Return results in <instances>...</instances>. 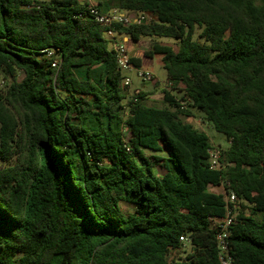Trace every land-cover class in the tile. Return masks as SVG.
Listing matches in <instances>:
<instances>
[{
  "label": "trees",
  "instance_id": "1",
  "mask_svg": "<svg viewBox=\"0 0 264 264\" xmlns=\"http://www.w3.org/2000/svg\"><path fill=\"white\" fill-rule=\"evenodd\" d=\"M96 2L152 16L114 29L154 40L128 50L139 68L162 57L164 105L123 86L110 27L81 1L0 0V264H221L222 186L239 200L232 263L264 264V0ZM196 114L227 141L222 171Z\"/></svg>",
  "mask_w": 264,
  "mask_h": 264
},
{
  "label": "built area",
  "instance_id": "2",
  "mask_svg": "<svg viewBox=\"0 0 264 264\" xmlns=\"http://www.w3.org/2000/svg\"><path fill=\"white\" fill-rule=\"evenodd\" d=\"M40 1V0H35ZM83 2L86 5L87 14L91 15L94 20L105 26H109V30L106 33V36L111 42V48L115 52L119 69L124 75L123 86L130 92V87L132 85V78L128 76V73L134 72L142 81L152 82L155 80V74L146 69L135 67L131 62L128 45L123 40L125 36L118 34L114 25L120 24L124 26L135 25V24H148L152 16L145 13H132L124 12L118 9H112L109 12H101L97 6L95 0H78ZM83 13L79 15L82 17ZM45 55L48 59L52 60V67L56 68L61 62L60 56L53 50L47 49L44 50ZM170 84L165 86L169 90ZM210 169L213 171H222L225 169V166L221 162L220 152L216 146L212 144V149H210ZM223 188L224 187H220ZM225 191V189H224ZM225 201H226V215L224 218L216 219V228H217V242L218 248L220 249V262L221 264H233L231 258L228 255L229 252V237L231 236V227L234 224L235 211L238 208L239 200L235 193H227L225 191ZM186 237H181V241L185 242Z\"/></svg>",
  "mask_w": 264,
  "mask_h": 264
},
{
  "label": "rangeland",
  "instance_id": "3",
  "mask_svg": "<svg viewBox=\"0 0 264 264\" xmlns=\"http://www.w3.org/2000/svg\"><path fill=\"white\" fill-rule=\"evenodd\" d=\"M201 33L200 29L196 30L195 38H198V35ZM157 41L161 42L162 44L166 45H173V47H176V42L173 39L170 38H161L157 39ZM154 40L151 38H143L138 45L135 47L136 49H139L143 52L151 50V46L153 44ZM134 54V51H133ZM132 55V51H131ZM147 66H144L146 69L152 71L155 74V80L152 82H144L142 79H140L134 72L128 73L127 75L132 78V85L130 87V91H135L138 89H145L144 91L147 94V99H146V104L149 106H154V107H163L164 105V94L162 90H159V86L161 84H164V86H167V73L166 70L164 69L163 62H162V57L161 56H155L147 61L146 63ZM143 68V67H141ZM20 79L22 77L20 76ZM160 84V85H159ZM7 86V81L4 80V78L1 76L0 77V89L1 90H6ZM185 121L191 123L194 127L201 131H205L208 136L211 138V141L214 146L216 145H227V141L225 140L224 136L218 134L212 126L203 119L202 114H196V117L194 118H184ZM149 153V152H148ZM150 154V153H149ZM215 193H221L224 194L225 191L223 188H212L211 189ZM122 208L123 211L125 212H132L134 210V205L130 203H122ZM246 213L249 214V210H246ZM191 246L188 243H185L183 246L182 252H190ZM176 253V257L184 256V253Z\"/></svg>",
  "mask_w": 264,
  "mask_h": 264
},
{
  "label": "crops",
  "instance_id": "4",
  "mask_svg": "<svg viewBox=\"0 0 264 264\" xmlns=\"http://www.w3.org/2000/svg\"><path fill=\"white\" fill-rule=\"evenodd\" d=\"M95 2H96V0H95ZM83 3V2H82ZM97 3V2H96ZM126 43H127V45L129 46V48H131V49H133L134 47H136V44L134 45L133 44V42H131L130 41V39L128 38V37H124V39H123ZM133 52V51H132ZM158 56V55H157ZM150 60V58L149 59H147V60H144L143 61V68H145L144 66H147L146 65V62L147 61H149ZM152 60V59H151ZM146 68H148V67H146ZM160 85V84H159ZM160 88H159V90H162L163 88H165V86H164V84H161V86H159ZM143 90H145V89H143ZM132 92V91H131Z\"/></svg>",
  "mask_w": 264,
  "mask_h": 264
}]
</instances>
